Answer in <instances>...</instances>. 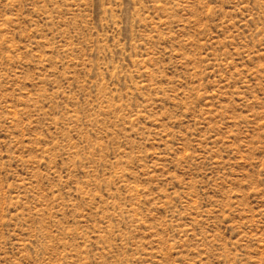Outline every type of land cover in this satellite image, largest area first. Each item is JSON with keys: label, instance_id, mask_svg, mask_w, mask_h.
<instances>
[{"label": "rangeland", "instance_id": "rangeland-1", "mask_svg": "<svg viewBox=\"0 0 264 264\" xmlns=\"http://www.w3.org/2000/svg\"><path fill=\"white\" fill-rule=\"evenodd\" d=\"M0 264H264V0H0Z\"/></svg>", "mask_w": 264, "mask_h": 264}]
</instances>
